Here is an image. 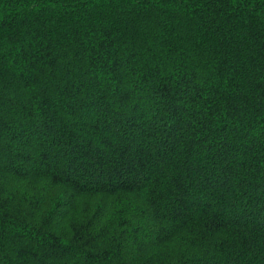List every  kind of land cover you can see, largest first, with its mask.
I'll return each instance as SVG.
<instances>
[{"label":"trees","instance_id":"16d2710c","mask_svg":"<svg viewBox=\"0 0 264 264\" xmlns=\"http://www.w3.org/2000/svg\"><path fill=\"white\" fill-rule=\"evenodd\" d=\"M0 264H264V0H0Z\"/></svg>","mask_w":264,"mask_h":264}]
</instances>
